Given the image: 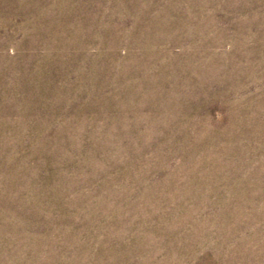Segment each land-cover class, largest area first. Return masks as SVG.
I'll return each instance as SVG.
<instances>
[{"label": "rangeland", "instance_id": "374dc122", "mask_svg": "<svg viewBox=\"0 0 264 264\" xmlns=\"http://www.w3.org/2000/svg\"><path fill=\"white\" fill-rule=\"evenodd\" d=\"M0 264H264V0H0Z\"/></svg>", "mask_w": 264, "mask_h": 264}]
</instances>
